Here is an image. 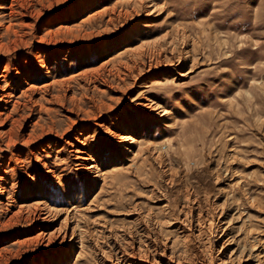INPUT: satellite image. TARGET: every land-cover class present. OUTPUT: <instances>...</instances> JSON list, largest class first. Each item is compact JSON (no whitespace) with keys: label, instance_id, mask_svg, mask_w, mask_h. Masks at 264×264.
I'll use <instances>...</instances> for the list:
<instances>
[{"label":"rangeland","instance_id":"obj_1","mask_svg":"<svg viewBox=\"0 0 264 264\" xmlns=\"http://www.w3.org/2000/svg\"><path fill=\"white\" fill-rule=\"evenodd\" d=\"M151 1L0 0V264H100L107 235L149 215L165 226L186 188L225 210L228 253L253 254L250 238L264 249V0ZM177 32L191 58L170 65L160 38ZM151 41L166 54L134 51ZM145 99L167 115L142 111ZM37 202L71 210L82 243L46 242L57 224L17 214ZM164 233L187 264L218 249L215 231L209 254ZM256 254L245 264H261Z\"/></svg>","mask_w":264,"mask_h":264},{"label":"bare ground","instance_id":"obj_2","mask_svg":"<svg viewBox=\"0 0 264 264\" xmlns=\"http://www.w3.org/2000/svg\"><path fill=\"white\" fill-rule=\"evenodd\" d=\"M146 2L152 3L151 0H146ZM151 7L152 10L148 13V15H152L156 11L155 4H151ZM160 40H166L167 47L171 48V52L176 55V57H174L170 61V65H178L181 64L183 61H188L191 58L187 54V52H184L185 56L183 57L178 56V47L181 46V48L183 47V49L187 47L188 37L183 32H177V35L174 37H171L169 34L164 35L160 38ZM145 47H153V49L156 50L157 53L162 51V54H166V52L168 51L167 48H158L157 41H151L150 43L146 42L144 44L142 43L140 46L135 48L134 51H141V49ZM137 106H139V108L142 109V111H144L145 113H159L158 117H164L167 115L166 110L162 109L161 106L155 104L150 99H145V103H138ZM117 139L121 145H124V147H127L129 145L131 146L132 144L136 143V140L130 136H118ZM81 160L82 161H80L79 167L84 174H94L93 178H100L102 176V173L97 168V166L88 163L92 160L91 157H84ZM163 177L164 181H166L169 187H173V185L176 184V181L180 179L178 172H175L171 169L164 170ZM206 191H201L203 193L200 192V194L193 188L184 189L183 197L185 199L186 205L183 207L180 206L176 213H173V211H169L167 213L169 214V219L166 220V223H164V225L167 227L163 226L162 223L153 221L151 216L149 215L148 220H145L148 222V225L147 222L146 226L142 225L141 223L137 224L139 227L134 233H131L130 230L128 231L127 229L126 231H115L116 234H113L112 236H110V234H106L107 237L105 241H108V239L111 238V241L107 242L108 246L106 245L109 250V257L105 254V250H103L104 247L103 249L101 248V259L99 263L187 264L189 262V259H187V257L184 258L183 255V258L188 262H186L181 257H175L169 254V244L167 245V243H165L163 240H161L160 242V235L164 233L166 228H172L175 229L176 232H178V234L183 239L184 243L189 242L190 240H194V242L196 243V246L194 244V247H197L198 249L203 250L205 252L208 251V254L211 252V245L208 244L209 240L205 238V232L215 231L217 233L215 242L217 244L216 246L218 247V249L210 255H206L204 253L205 256H207L205 259L206 261H203V263L201 264H245V261L247 259L252 258L254 251L257 253L255 257L259 258L257 259V261L261 264H264V249H257V246L259 245L256 244L259 243V241H256L255 238H250L252 250L251 252L253 254H248L247 256L243 255V253L241 252L238 256H236L237 252L235 253L234 251H232L228 253L226 247L228 245L227 237L230 221L225 222L226 214L225 210L221 206L215 207L210 204V194ZM164 207L165 211H167L168 205H165ZM23 210L28 212V214L32 217L34 216V219L32 220L38 222V224H40L42 228H48L49 224H57V227L54 228L53 231L49 232L47 235L45 233L46 242L56 241L59 242V244H65L68 242L69 246L82 243V237L78 234V225L77 223H72L73 212L71 210H64V212H62V209L49 207L48 205L42 202H37L29 206H20L17 209V214L20 213V211L22 212ZM163 227H165V230L163 229ZM40 235L42 236V233H39L36 236L37 239L40 237ZM68 236L69 240H67ZM43 238L39 240L45 241L43 240ZM226 253H228V255ZM104 255L108 258L104 259ZM106 260L108 262H106ZM192 263L193 262L189 264Z\"/></svg>","mask_w":264,"mask_h":264}]
</instances>
